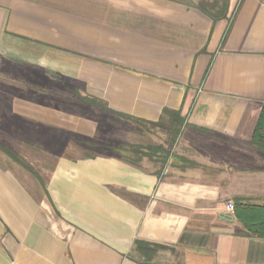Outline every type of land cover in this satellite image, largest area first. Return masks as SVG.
Instances as JSON below:
<instances>
[{"label":"crops","instance_id":"obj_1","mask_svg":"<svg viewBox=\"0 0 264 264\" xmlns=\"http://www.w3.org/2000/svg\"><path fill=\"white\" fill-rule=\"evenodd\" d=\"M0 58L79 85L139 138L164 109L183 121L163 169L68 153L73 121L49 129L74 137L56 138L44 180L0 161V264H264V238L236 216L264 208V153L249 146L264 0H0Z\"/></svg>","mask_w":264,"mask_h":264},{"label":"rangeland","instance_id":"obj_2","mask_svg":"<svg viewBox=\"0 0 264 264\" xmlns=\"http://www.w3.org/2000/svg\"><path fill=\"white\" fill-rule=\"evenodd\" d=\"M86 99L77 84L60 82L42 71L16 66L0 58V144L19 155L43 180L52 159L60 151L56 147V138L61 137L59 144L71 138L67 132L55 133L49 129L54 124L69 125L70 121L82 129L78 149L69 147L66 150L70 154L122 152L128 159L138 162L143 158L154 160L160 169L174 159L175 144L183 124L172 138L156 123L142 124L140 132L143 138H139L129 130V126L124 131L128 124L122 123L121 128L114 125L117 117L110 116L103 108L83 103ZM120 139L132 144L117 147ZM132 145L142 150L132 153ZM0 161L9 162L1 151Z\"/></svg>","mask_w":264,"mask_h":264},{"label":"trees","instance_id":"obj_3","mask_svg":"<svg viewBox=\"0 0 264 264\" xmlns=\"http://www.w3.org/2000/svg\"><path fill=\"white\" fill-rule=\"evenodd\" d=\"M86 104H89L93 107H101L103 109H106V107L97 102L96 100L92 98H87L85 102ZM109 112V111H108ZM111 113V112H110ZM114 114V113H112ZM124 119L132 121L136 124H140V122L133 120L129 117H125L121 115ZM155 124V123H152ZM151 124V125H152ZM183 124V121L181 117L179 116L178 112L176 111H170L167 109H164L162 111V117L159 119V121L155 124L156 126L161 127L162 129L166 130L170 137L175 136L178 133V129ZM172 138V137H171ZM172 141V140H171ZM119 146V145H118ZM117 146V147H118ZM249 146L259 152L264 153V104L262 105L257 123L255 125L251 140L249 142ZM132 153H137L135 150H142L140 147H137L136 145L131 146ZM160 148V147H159ZM161 149V148H160ZM0 151L10 160L17 163L19 166H21L24 170H26L28 173H30L32 176H34L38 181H42L38 175L29 165L23 162L21 157L17 155L14 151L9 149L8 147L0 144ZM119 151V150H118ZM121 152V151H119ZM122 157L128 161V163L138 166V160H132L125 157V155L121 152ZM236 216L237 218L242 222L243 226L247 229L248 232L251 234L260 236L264 238V208H253V207H246L241 204L236 205ZM260 211L258 213H253L251 211ZM249 211V212H248ZM235 212V211H234ZM246 214V215H245ZM245 215V216H243Z\"/></svg>","mask_w":264,"mask_h":264},{"label":"built area","instance_id":"obj_4","mask_svg":"<svg viewBox=\"0 0 264 264\" xmlns=\"http://www.w3.org/2000/svg\"><path fill=\"white\" fill-rule=\"evenodd\" d=\"M226 210L230 213H233L234 211V207H233V204L232 203H227L226 204Z\"/></svg>","mask_w":264,"mask_h":264}]
</instances>
